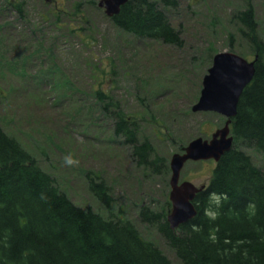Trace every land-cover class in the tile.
Here are the masks:
<instances>
[{"label": "rangeland", "instance_id": "374dc122", "mask_svg": "<svg viewBox=\"0 0 264 264\" xmlns=\"http://www.w3.org/2000/svg\"><path fill=\"white\" fill-rule=\"evenodd\" d=\"M99 1L0 0V123L75 203L130 220L180 263L157 225L140 211L143 205L168 216L172 155L182 150L180 144L209 138L224 125L225 116L192 106L217 52L254 59L236 14L252 3L264 39V0H176L167 12L182 45L123 30ZM21 3L20 12L16 5ZM97 90L136 118L139 140L149 138L167 158L169 172L138 164L129 143L114 136L112 117L100 110ZM245 149L264 170L262 153ZM215 163L189 160L181 180L208 184ZM96 173L110 188V208L88 187L89 175Z\"/></svg>", "mask_w": 264, "mask_h": 264}, {"label": "trees", "instance_id": "16d2710c", "mask_svg": "<svg viewBox=\"0 0 264 264\" xmlns=\"http://www.w3.org/2000/svg\"><path fill=\"white\" fill-rule=\"evenodd\" d=\"M175 5L176 0H129L111 19L137 37L182 45L167 12ZM16 7L23 11V3ZM236 16L258 59L232 118L233 146L216 162L206 189L197 193L194 218L172 228L162 212L143 205L140 211L157 225L180 263L130 220L75 203L0 123V264H264V170L245 149L264 156V39L252 3ZM96 96L100 110L112 117L114 136L129 143L138 164L169 172L167 158L149 138L139 140L136 118L103 90ZM88 187L110 208V188L99 174L89 175Z\"/></svg>", "mask_w": 264, "mask_h": 264}, {"label": "water", "instance_id": "95a60500", "mask_svg": "<svg viewBox=\"0 0 264 264\" xmlns=\"http://www.w3.org/2000/svg\"><path fill=\"white\" fill-rule=\"evenodd\" d=\"M129 0H100L99 6L105 7L108 15H114ZM258 59L249 61L232 51H220L214 55L213 64L203 79V88L198 101L193 105L194 111H216L228 117L225 125L218 128L210 139L202 136L191 140L183 152H175L170 160L172 186L170 199L173 208L168 215L172 228L194 218L197 207L194 203L196 194L205 188L197 186L190 180L180 181L181 171L188 160L214 158L217 161L232 148L234 136L230 123L237 113L238 102L245 87L253 80Z\"/></svg>", "mask_w": 264, "mask_h": 264}, {"label": "clouds", "instance_id": "9594fccd", "mask_svg": "<svg viewBox=\"0 0 264 264\" xmlns=\"http://www.w3.org/2000/svg\"><path fill=\"white\" fill-rule=\"evenodd\" d=\"M65 162L68 163V164H73L74 161L71 157H65Z\"/></svg>", "mask_w": 264, "mask_h": 264}]
</instances>
